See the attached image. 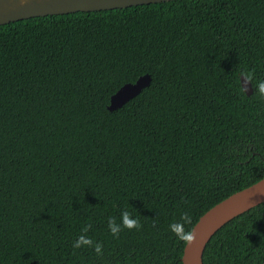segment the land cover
<instances>
[{
  "label": "trees",
  "instance_id": "trees-1",
  "mask_svg": "<svg viewBox=\"0 0 264 264\" xmlns=\"http://www.w3.org/2000/svg\"><path fill=\"white\" fill-rule=\"evenodd\" d=\"M251 73L252 93L240 88ZM149 74L120 108L110 96ZM264 0H170L0 25V264H181L168 229L264 176ZM124 210L138 228L115 236ZM90 225L86 233L85 226ZM80 235L101 245L74 248ZM203 264H264V201Z\"/></svg>",
  "mask_w": 264,
  "mask_h": 264
},
{
  "label": "water",
  "instance_id": "water-1",
  "mask_svg": "<svg viewBox=\"0 0 264 264\" xmlns=\"http://www.w3.org/2000/svg\"><path fill=\"white\" fill-rule=\"evenodd\" d=\"M170 0H0V25L31 17L67 14L77 11H98L123 8ZM151 81L144 74L133 83H125L110 96L107 109L120 108L136 96ZM240 84L246 95L253 89L240 75ZM264 201V176L253 184L237 190L206 210L192 226L191 241L185 242L181 264H203V251L212 235L225 223Z\"/></svg>",
  "mask_w": 264,
  "mask_h": 264
},
{
  "label": "clouds",
  "instance_id": "clouds-1",
  "mask_svg": "<svg viewBox=\"0 0 264 264\" xmlns=\"http://www.w3.org/2000/svg\"><path fill=\"white\" fill-rule=\"evenodd\" d=\"M242 76L244 77L245 83L251 82L252 80L251 73H245ZM240 88L243 89L241 84H240ZM255 88L260 95H264V79H258ZM190 223H191V216L188 213L184 212L181 213L180 220L169 223L168 229L171 233L174 234V236L178 241H184V242L191 241L192 239L191 232L185 231L184 228L185 224H190ZM107 226L109 232L115 236L116 234L119 233L121 227L128 229L138 228L139 223L138 220L135 217H133L129 211L124 210L120 213L119 223H117L115 217H109ZM88 227H90V225L85 226L83 229H81V231L86 233ZM85 245L92 246L97 253H100L101 251L100 243L98 242L94 243L93 240L86 235L78 236L73 243L74 248H80L81 246H85Z\"/></svg>",
  "mask_w": 264,
  "mask_h": 264
}]
</instances>
